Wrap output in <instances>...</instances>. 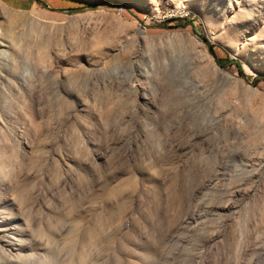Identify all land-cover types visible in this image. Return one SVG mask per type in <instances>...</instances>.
<instances>
[{"label":"rangeland","instance_id":"1","mask_svg":"<svg viewBox=\"0 0 264 264\" xmlns=\"http://www.w3.org/2000/svg\"><path fill=\"white\" fill-rule=\"evenodd\" d=\"M0 264H264V0H0Z\"/></svg>","mask_w":264,"mask_h":264},{"label":"crops","instance_id":"2","mask_svg":"<svg viewBox=\"0 0 264 264\" xmlns=\"http://www.w3.org/2000/svg\"><path fill=\"white\" fill-rule=\"evenodd\" d=\"M3 2H7L10 4H18L22 7L36 6L38 3L46 4L48 7L51 6H59L63 2V0H2Z\"/></svg>","mask_w":264,"mask_h":264},{"label":"trees","instance_id":"3","mask_svg":"<svg viewBox=\"0 0 264 264\" xmlns=\"http://www.w3.org/2000/svg\"><path fill=\"white\" fill-rule=\"evenodd\" d=\"M203 39L206 40V41H208V39H207L206 37H203ZM210 47H211V51H212L213 53H215V47H214V45L211 44ZM219 62H220V64H221L222 66H226V65H228L227 62H230V64L235 63V64L238 65V68H239L240 72L243 73L242 65H241V63H240L238 60H235V61H234V60H231L230 58H227V60H222V61L219 60Z\"/></svg>","mask_w":264,"mask_h":264}]
</instances>
